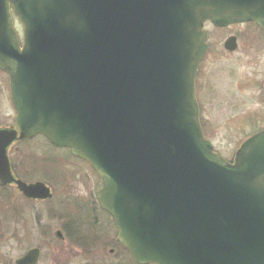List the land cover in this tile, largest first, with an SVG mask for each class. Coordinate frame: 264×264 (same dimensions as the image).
Wrapping results in <instances>:
<instances>
[{"label":"water","instance_id":"water-1","mask_svg":"<svg viewBox=\"0 0 264 264\" xmlns=\"http://www.w3.org/2000/svg\"><path fill=\"white\" fill-rule=\"evenodd\" d=\"M207 21L264 30V0H0V70L16 110L0 128V186L53 196L17 178L9 157L41 134L96 171L100 205L138 264H264V130L234 163L206 138L196 77Z\"/></svg>","mask_w":264,"mask_h":264},{"label":"rangeland","instance_id":"rangeland-1","mask_svg":"<svg viewBox=\"0 0 264 264\" xmlns=\"http://www.w3.org/2000/svg\"><path fill=\"white\" fill-rule=\"evenodd\" d=\"M246 26L216 28L211 22L206 24L212 49L202 67L201 120L205 132L226 155L250 133L243 130L247 119L239 113L243 103L233 89L242 76L236 64H245V81L254 72L264 71V61L261 65L253 62L260 58L261 52H254L261 48L259 41L241 46V50L255 48L253 56L227 54L224 49L225 38L243 32ZM260 107L254 105L255 110ZM15 116L9 76L0 71V128L14 126ZM250 121L255 124L257 118ZM9 156L16 175L21 174L27 182H46L54 195L34 200L23 196L16 186L0 188V264H15L32 247L41 248L37 264H136L118 242L113 220L100 207L95 194L100 179L87 162L43 135L16 141ZM58 230L63 231L62 237Z\"/></svg>","mask_w":264,"mask_h":264},{"label":"flooded vegetation","instance_id":"flooded-vegetation-1","mask_svg":"<svg viewBox=\"0 0 264 264\" xmlns=\"http://www.w3.org/2000/svg\"><path fill=\"white\" fill-rule=\"evenodd\" d=\"M236 24L247 25L246 26L247 29L244 30L243 32L231 33L225 38L223 46H224L226 53L232 54V53L242 52L244 53L243 55L246 54L247 56H253L251 53V50L255 48H247V49L241 50L242 48L241 46L246 43L250 45L252 44L251 42L259 41L261 48L255 49L254 52H257V53L261 52V54H258L260 58H254L253 62L256 65H261V63H263L264 61V30L261 29L255 22H244V23H236ZM236 24H233V25H236ZM220 28H225V27H220ZM231 38H233V45L235 46L233 49H229L226 47V42ZM208 42H209L208 53L199 66V72L196 78L197 98H198L200 107L202 106L201 98H200V90H201V85H202L200 84V81L202 79L201 78L202 77V67L204 66L203 64L205 63L212 49V42H210V37L208 39ZM236 66L237 67H235V69H240L242 71V76H241V79L236 83V86L233 87V89L237 90L238 95L242 98V99L240 98V101L241 103H243V106L240 109V112L238 110L237 112H239L242 116L245 117V119H247L245 121L246 127H244L243 130L247 131V129H249L248 132L250 133L247 134V132L246 133L243 132L245 133L244 138L240 140L238 139L239 141L236 142L234 146L231 148L229 152L230 154L226 155L227 152L224 153L223 150H219L216 144H214L212 139L209 137L207 132H205L206 137L212 142V144L215 147V150L219 152L220 154H222L231 163H234L236 154L238 150L243 146V144L256 133L264 130V71L260 70L259 72H254L253 75L251 77H247V80L245 81L246 76H245V71L243 68V67H246L245 64H242L241 62H237ZM229 99L231 100V98ZM254 105H259L261 107L255 110ZM235 109H239V108L236 107ZM252 118H255V119L257 118V121L255 124L251 123L250 120Z\"/></svg>","mask_w":264,"mask_h":264},{"label":"trees","instance_id":"trees-1","mask_svg":"<svg viewBox=\"0 0 264 264\" xmlns=\"http://www.w3.org/2000/svg\"><path fill=\"white\" fill-rule=\"evenodd\" d=\"M18 175L20 176V177H22V175L21 174H19L18 173ZM66 229V231H68L67 230V227L65 228ZM123 247V246H122ZM123 249L127 252V254L129 255L128 257L133 261V262H135L134 260H133V258H132V256L130 255V253L123 247Z\"/></svg>","mask_w":264,"mask_h":264}]
</instances>
